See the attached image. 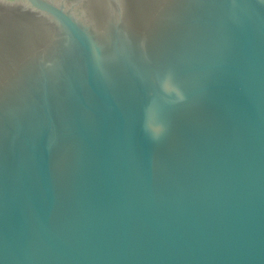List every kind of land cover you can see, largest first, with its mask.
I'll list each match as a JSON object with an SVG mask.
<instances>
[{"label": "water", "instance_id": "obj_1", "mask_svg": "<svg viewBox=\"0 0 264 264\" xmlns=\"http://www.w3.org/2000/svg\"><path fill=\"white\" fill-rule=\"evenodd\" d=\"M0 264H264V0H0Z\"/></svg>", "mask_w": 264, "mask_h": 264}]
</instances>
